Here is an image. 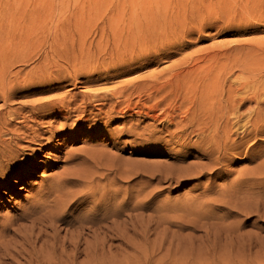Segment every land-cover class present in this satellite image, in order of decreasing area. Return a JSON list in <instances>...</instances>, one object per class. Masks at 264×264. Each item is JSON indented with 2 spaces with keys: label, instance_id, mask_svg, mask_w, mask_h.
<instances>
[{
  "label": "rangeland",
  "instance_id": "rangeland-1",
  "mask_svg": "<svg viewBox=\"0 0 264 264\" xmlns=\"http://www.w3.org/2000/svg\"><path fill=\"white\" fill-rule=\"evenodd\" d=\"M119 1L122 0H0V63L12 65L9 68L11 84L13 78L29 81L12 95V108L65 94H76L79 100L80 93L92 91V94L138 76L164 72L182 56L191 55L195 59L229 47L237 48L238 63L248 64L244 77L250 80L264 77V74L257 75L264 73V0H153V5L165 4L168 12H186L185 17L190 19L186 27L193 31L183 35L186 28L183 27L161 34L158 44L152 48L157 52L151 51L158 55L154 59L158 60L157 64L134 63L139 54H144L135 47L124 57L128 62L126 67L108 71L113 66L110 49L113 41L101 36L100 27L103 18ZM168 42L175 44L163 46ZM103 47L105 53L99 54L98 50ZM142 96L137 103L138 98L133 94L131 110L123 119L127 128L136 126L131 133L125 130L107 135V130L120 126L121 119L108 117L104 112L94 114L101 101H92L96 109L86 115V123H78L72 114L65 130L55 134L53 140L43 141L40 146L33 144L39 148L29 151L28 159L20 162L22 172L15 167L8 170L7 179L0 178V235L6 226L12 228V234L18 229L19 232H14L16 246H22L24 252L51 256L55 243L63 239L73 221L92 217L87 214L89 211L81 209L85 206L89 209L93 204L84 203L78 208V201H71L72 215L60 221L57 211H61L62 202L68 200L71 192L65 189L66 199L63 194L57 198L62 192L45 194L51 175L65 164L64 154L83 148L93 157L77 166L79 173L74 171L83 180L93 176L99 179L100 189L93 200L104 199L108 201L107 208L120 211L119 215L113 213L106 218L114 237L109 241L112 247L105 263H99L94 237L83 231L81 248L89 246L85 251H93L96 264H170L174 260L185 262V257L186 264H201L208 258L207 253H211L204 236L207 226L217 236L228 230L244 234L240 240L230 242L234 246L232 251L225 240L221 241L216 250L217 260L264 264V185H260L264 184V166L258 165L264 160V132L249 137L242 151L239 148L241 154H233L231 161L221 160L212 166L201 150L168 143L162 124L138 112L139 108L147 111L139 104L146 102ZM248 105L253 104L246 103L243 108ZM248 147L249 153H253L249 160L244 158ZM215 156L216 152L212 158ZM198 171L202 173L197 174ZM250 183L252 187L247 188ZM243 188L251 190L236 194ZM52 203L58 208L54 210L57 213L54 218ZM119 218L127 221L125 226L118 227ZM38 219L50 227L45 226L39 233ZM120 228L124 231L122 241L115 233ZM21 236L30 242H23ZM243 240L256 244L251 254L245 252ZM23 256L19 259L21 264H28V256L25 253ZM213 262L216 264L215 259Z\"/></svg>",
  "mask_w": 264,
  "mask_h": 264
},
{
  "label": "bare ground",
  "instance_id": "bare-ground-1",
  "mask_svg": "<svg viewBox=\"0 0 264 264\" xmlns=\"http://www.w3.org/2000/svg\"><path fill=\"white\" fill-rule=\"evenodd\" d=\"M152 2L153 0H122L117 2L114 8L110 9L108 15L103 18L100 27L101 36L105 35L107 40L111 38L113 41V45L110 47L112 49L111 59L113 60V66L107 69L108 71L111 69L119 71L124 66L126 67L128 62L124 57L129 51L134 50L135 47L144 51V54H139L134 63L138 62L140 66L157 64L158 60L155 61V56L158 57V55L153 54L151 51H156L155 48V50L152 48L158 44L157 40L160 35L167 34L170 30L176 31L178 28L188 25L190 19L188 20L185 17L186 12H168L165 4L155 3L153 5ZM192 31V28L188 26L185 28L183 35H188ZM172 33L174 34V32ZM168 44L170 47L175 42H168L163 44V46ZM105 47L100 48L98 53H102V49H105ZM236 54L237 48L229 47L225 50L207 52L202 57L195 59L191 55H186L171 64L164 72L160 71L138 76L131 80L119 82L117 86L111 89L93 91L92 94H90L92 91L89 94L80 93L79 100H77L76 94H65L59 97L49 96L46 100L31 101L17 108H12L10 104L12 95L16 92V89L26 85L29 81L27 79L17 81V79L13 78L11 84L9 68L12 65L8 64V66L5 63H0L1 180L7 179L8 170L12 171L15 167H18L17 171L22 172L21 168H19L20 162L24 163L28 159L30 156L29 151L33 152L39 148H34L32 145L40 146L43 141L47 143L53 140L55 134L65 130L67 120L70 119L72 114H75L78 123H86L88 121L85 118L86 115L96 109L92 101H101L100 108H97V113L94 114L104 112L108 117L114 116L117 119H121L119 122L120 126L107 130V135L112 136L114 132L123 133L125 130H127V133H131L136 126L127 128L126 121L123 119L126 113L131 110L129 104L133 94L138 98L137 103L140 101L141 96L144 95L146 102L139 104L146 107L147 111L143 112L139 108L138 112L143 117L162 124L161 130H164L169 137L168 143L177 144L182 148L190 147L201 150L204 158L208 157L212 166L220 163L221 160L231 161L233 154H241L249 137L264 132V112H262V109H264L262 107V103H264V77H258L254 80L244 77L243 73L248 64L238 63L240 57H237L238 54ZM262 74L264 73L259 72L257 75L260 76ZM246 103H252L253 105L243 108ZM26 108L27 110L25 111L24 109ZM17 122H19L18 125L16 124ZM249 123L252 130L248 128ZM192 137L195 139L189 142L188 139ZM158 138L162 137L159 136ZM212 145L214 146L213 149H211ZM239 148H241V151ZM249 148H247L244 155V158L248 160L253 155V153H249ZM214 152H216V156L212 158ZM87 153L88 149L83 148L67 151L64 154L65 164L61 166L59 172L51 175L52 179L50 183L48 182V189L45 194L62 192L56 195L57 198L62 197L63 194V198L66 199L67 193L65 189L67 188V192H71V195L68 194V197L71 196V198L67 197L68 200L62 202L64 206H61V211L57 207L55 208L52 203L53 208H55H52L53 214L51 216L54 215L53 218L58 213L57 217L60 221H63L65 216L72 215L69 211L72 204L70 203L71 201H78V208L84 203L93 204L89 209L86 206L81 209L84 212L89 211L87 214H92V217L88 219L78 218L73 221L63 239L55 243L56 248L51 249V256H43L46 253L41 255L35 252L32 253V251L24 252L22 246H16V240L14 239V235H16L14 232L17 233L20 230L16 229L12 234V228L6 226L3 229V234L0 235V264H21L19 259H23V253L28 256V264H96L93 262L95 260L93 251H85L88 250L85 248L89 246L81 248V239L85 234L83 232L85 230H87L88 236L94 237L93 240H96L94 246L96 249L94 251L100 259L99 263L106 262V257L109 256L110 246L112 245H110L109 241L114 237L111 236L114 232L110 234L112 225L106 223V218L113 213L119 215L118 212L120 211L116 208H114L116 210L113 209L114 211H111L112 207L107 208L108 201L102 199V196V200H93L97 190L100 189L99 179L93 176L92 178L86 177V180H83L78 174L80 171L78 172L77 166L85 163L84 161L86 160L90 161V158L92 159L93 157L91 152L89 154L92 156ZM22 155H24L23 158H21ZM258 165L264 166V160L259 162ZM75 169L78 173L74 171ZM201 173L202 171L197 172V174ZM250 185L252 187V183L247 184L246 187L249 188ZM260 185L264 184L260 183ZM72 186H78L79 189L72 190V188L68 190ZM250 190L243 188L238 190L236 194L243 195ZM73 192L77 193L73 194ZM52 201L54 200L52 199ZM225 205L226 208H230L228 204L225 203ZM58 206L60 205L58 204ZM54 210H58L57 213H54ZM42 220L36 221L37 224H40L37 227L40 230L39 233L45 226L50 227L49 223L44 220L42 222ZM33 223H35V220H33ZM126 223V220L123 218L120 220L119 218L118 227L119 224L125 226ZM30 227L32 228L31 225ZM207 228L209 227L204 228V236L208 240L206 246L210 248L211 253H207L208 258L201 264H214L213 259L216 260V264H232L231 262L216 259L217 246L222 244L221 241L225 240L227 245H229V250L232 251L234 246L230 242L240 240L244 237V234L235 230L225 232L223 229L224 233L217 236L213 233L214 231ZM117 231H115L117 239L122 241L124 231L121 228ZM213 237L214 239L209 242ZM19 238L23 242H27L29 239L26 240V236ZM244 240V244H242L246 246L245 252L251 254L250 251L256 244L249 241L244 242ZM12 241L14 242L13 244ZM28 241L30 242V240ZM81 256L83 257L79 259ZM166 262L168 263L167 260ZM185 262H188L186 257ZM185 262L174 260L170 264H186Z\"/></svg>",
  "mask_w": 264,
  "mask_h": 264
}]
</instances>
